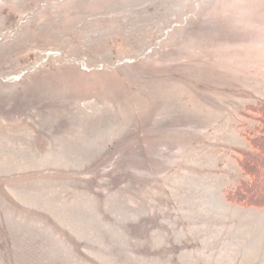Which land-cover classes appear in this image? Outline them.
<instances>
[{"label": "rangeland", "instance_id": "rangeland-1", "mask_svg": "<svg viewBox=\"0 0 264 264\" xmlns=\"http://www.w3.org/2000/svg\"><path fill=\"white\" fill-rule=\"evenodd\" d=\"M263 101L264 0H0V264H264Z\"/></svg>", "mask_w": 264, "mask_h": 264}, {"label": "trees", "instance_id": "trees-1", "mask_svg": "<svg viewBox=\"0 0 264 264\" xmlns=\"http://www.w3.org/2000/svg\"><path fill=\"white\" fill-rule=\"evenodd\" d=\"M259 109H261V115L260 118H258L260 125L246 134L255 151L245 152L239 159V164L245 171L248 179L244 180V182L236 188L237 191L234 195H229L228 198L231 202L264 207L263 196L259 195L254 198L253 194L254 184L257 179V169L264 164V157L260 155L264 154V101Z\"/></svg>", "mask_w": 264, "mask_h": 264}]
</instances>
